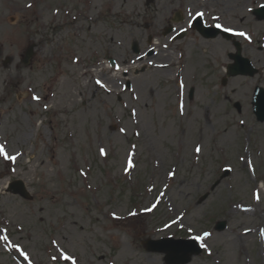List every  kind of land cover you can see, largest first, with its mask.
<instances>
[{
    "label": "rangeland",
    "instance_id": "rangeland-1",
    "mask_svg": "<svg viewBox=\"0 0 264 264\" xmlns=\"http://www.w3.org/2000/svg\"><path fill=\"white\" fill-rule=\"evenodd\" d=\"M253 3L264 0L206 3L251 38L243 53L260 71L223 85L235 51L224 38L192 36L180 60L160 54L165 17L200 0H0V143L17 156L0 157V264H27L16 244L32 264H71L61 251L76 264H165L144 241L197 235L203 252L189 264H264V123L251 105L264 88V21L246 12Z\"/></svg>",
    "mask_w": 264,
    "mask_h": 264
},
{
    "label": "water",
    "instance_id": "water-1",
    "mask_svg": "<svg viewBox=\"0 0 264 264\" xmlns=\"http://www.w3.org/2000/svg\"><path fill=\"white\" fill-rule=\"evenodd\" d=\"M257 14L260 16V19H264V9L257 12ZM32 50L30 49L27 53L28 58L31 56ZM235 60V64L232 66H229V77H234L237 75H249L254 76L256 74V70L253 69L252 65L247 59L242 58L240 52L232 57ZM28 61L26 60V63ZM225 83V82H224ZM254 105H255V112L258 116V118L261 121H264V93L261 89L257 90L255 99H254ZM229 175V172H226L227 177ZM220 184V181H218L213 187L212 190H214L218 185ZM208 194L205 195L201 201H204L208 198ZM227 223L226 222H220L218 223L216 230L217 231H224L226 229ZM147 246V250L151 252H157V253H164L166 254L165 262L166 264H188L191 262L192 258L194 256H198L201 254L202 250L197 245V242L193 241H182L178 240L175 241L173 239H163L160 241H148L145 243Z\"/></svg>",
    "mask_w": 264,
    "mask_h": 264
},
{
    "label": "flooded vegetation",
    "instance_id": "flooded-vegetation-1",
    "mask_svg": "<svg viewBox=\"0 0 264 264\" xmlns=\"http://www.w3.org/2000/svg\"><path fill=\"white\" fill-rule=\"evenodd\" d=\"M203 1H201V3L203 4V7L201 8V10H203L205 12H209V5L206 4L207 0H203ZM208 1L211 2V0H208ZM181 3H182V1H181ZM177 5H178V3L176 1V4H174L172 7H176ZM187 8L193 11L194 7L193 6H189ZM179 10H181V13L179 15L176 16L175 15L176 11H174L172 17H165L164 24H163V26L161 28L162 37L163 38H167L169 40V49L167 50V53L170 56L171 55H175L176 53H183L181 48H180V44H184L185 42L187 43V40L192 38V36L195 37V38L203 39L202 34L196 30L197 29L196 28L197 25L201 24V22L200 21H196L195 23H193L194 26L189 28L187 26L188 21H189V17L185 16V13H184L182 8H180ZM244 10H245V6L244 7L240 6V12H238L236 14L238 20L241 19V23H244L246 21V18L245 19L242 18V14H243ZM249 14L252 15L256 19V17L252 13V10L250 11ZM222 16H223V14H222ZM221 17H220V20H221ZM180 18L182 19L181 21H179ZM205 19H207L206 15H204V17L201 20H205ZM256 21L259 22L257 19H256ZM239 23H240V20H239ZM183 24H186V26L185 27H181L180 25H183ZM181 29H186V31H181ZM169 32L172 33V34H169ZM182 33H184V34H182ZM182 35L184 36V40L183 39H182L183 41L182 40H178V37L182 36ZM225 39L228 42H230L232 45H234L233 44V42L235 41L234 38H231V39L225 38ZM205 40H207V39H205ZM241 48H242V53H243V47L241 46ZM0 53H1V49H0Z\"/></svg>",
    "mask_w": 264,
    "mask_h": 264
},
{
    "label": "snow or ice",
    "instance_id": "snow-or-ice-1",
    "mask_svg": "<svg viewBox=\"0 0 264 264\" xmlns=\"http://www.w3.org/2000/svg\"><path fill=\"white\" fill-rule=\"evenodd\" d=\"M29 7H31V5H29ZM190 19L188 21V27L191 28L193 27V21L196 20L197 18H201L204 16L203 12H196L195 14L189 13ZM218 19V18H217ZM217 28H221L222 26L220 24H216ZM225 32H232L233 35H237L240 37H243L246 40H249V42H251V38L244 32H233L232 29L230 28H223L222 29ZM181 31H186V29H181ZM96 84L99 85L101 88H106V85L104 83H102L100 80L96 81ZM180 87L182 88L183 85L181 84ZM33 100L39 101V96H32ZM181 113H183V105H181ZM133 115H135V112H133ZM241 124H243V121H241ZM124 129H121V132H123ZM201 151V149L199 147L196 148V152L199 153ZM100 154L101 155H106L105 150L103 148H101L100 150ZM0 157L3 158V160L5 161H12L15 162L17 160V156L15 155H9L8 151L6 150V146L3 143H0ZM132 162L131 160H129L128 163V168H132ZM246 166H248L249 168H251V161H246ZM127 171V169H126ZM174 175V173H170V176ZM256 199L259 200V196H256ZM155 207V205H153V208ZM148 211H151L152 209H147ZM132 215H135L134 213ZM175 223V221L173 222ZM261 234L264 235V230H261ZM208 234L205 233V236H207ZM204 239V237H201L199 235L192 237L193 242H197V241H202ZM0 240H2L5 244L9 243V237L7 235H0ZM10 247H13L14 250L19 253V255L22 257V259L27 262V264H32V261L28 255L27 252H25L18 244L16 245H9ZM201 246L203 247L204 245L201 244ZM60 257L66 261H71V264H76V261L69 256L68 254L64 253L63 251L60 252ZM53 260L56 259V257L52 258Z\"/></svg>",
    "mask_w": 264,
    "mask_h": 264
},
{
    "label": "bare ground",
    "instance_id": "bare-ground-1",
    "mask_svg": "<svg viewBox=\"0 0 264 264\" xmlns=\"http://www.w3.org/2000/svg\"><path fill=\"white\" fill-rule=\"evenodd\" d=\"M220 45V43H216L214 46H216V48H217V46H219Z\"/></svg>",
    "mask_w": 264,
    "mask_h": 264
}]
</instances>
